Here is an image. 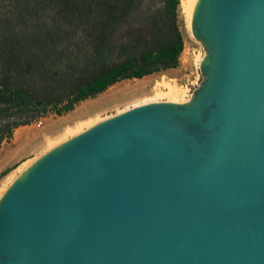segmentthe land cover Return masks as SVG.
Segmentation results:
<instances>
[{
  "label": "water",
  "instance_id": "obj_1",
  "mask_svg": "<svg viewBox=\"0 0 264 264\" xmlns=\"http://www.w3.org/2000/svg\"><path fill=\"white\" fill-rule=\"evenodd\" d=\"M203 82L108 118L0 197V264H264V0H197Z\"/></svg>",
  "mask_w": 264,
  "mask_h": 264
},
{
  "label": "trees",
  "instance_id": "obj_2",
  "mask_svg": "<svg viewBox=\"0 0 264 264\" xmlns=\"http://www.w3.org/2000/svg\"><path fill=\"white\" fill-rule=\"evenodd\" d=\"M160 1L139 13L144 0H0V146L116 83L177 68L179 0Z\"/></svg>",
  "mask_w": 264,
  "mask_h": 264
},
{
  "label": "rangeland",
  "instance_id": "obj_3",
  "mask_svg": "<svg viewBox=\"0 0 264 264\" xmlns=\"http://www.w3.org/2000/svg\"><path fill=\"white\" fill-rule=\"evenodd\" d=\"M161 6L160 0H144L139 13L148 10L153 12ZM184 16L181 0H179L177 25L184 41V50L179 58L177 68L160 71L142 79L121 81L110 87L104 93L80 102L71 112L63 113L61 116L50 113L29 126H25L23 129L27 138L31 137L35 146L36 144H40L38 146L39 150L18 163L12 164L11 162H5L0 166V195L3 193L7 178L15 175L22 164L30 165L38 157L51 150V146L56 147L68 140L66 139L67 129L79 127L80 124L84 126L90 125V123L102 122L129 109L153 103L147 102V100L157 90L163 91L166 84L170 85L174 90H185L188 94L193 95L194 91L200 87L204 79L200 70V59L206 56V52L191 35ZM186 100H189V98ZM157 102L169 101L164 99ZM38 123L40 124L38 125ZM84 130L86 131L87 128ZM7 142L11 143V147H14V149L19 146L14 135ZM11 147L7 146V143L0 146V159L13 151ZM3 172H5L4 175H2Z\"/></svg>",
  "mask_w": 264,
  "mask_h": 264
},
{
  "label": "bare ground",
  "instance_id": "obj_4",
  "mask_svg": "<svg viewBox=\"0 0 264 264\" xmlns=\"http://www.w3.org/2000/svg\"><path fill=\"white\" fill-rule=\"evenodd\" d=\"M196 1L197 0H181L182 11H183V14L185 15L184 17L186 18V21H187L186 23L188 25L189 30H190V25H191L192 13H193V9H194ZM203 59L204 58L200 59V66H201ZM192 97H193V95L188 94L187 91H185V90H174L170 85L166 84L165 89L163 91L157 90V92H155L154 95L149 100H147V102H157V101L165 99V100L172 102V103L184 104V103H187ZM187 98H189V100H186ZM100 122H95L93 124L90 123V125H84V126H81V124H80V126L78 125L79 127L67 129L66 130V139H69L70 137H74L78 134H81L85 131L84 129H86V128L89 129L92 126H94ZM51 147L54 148L55 146L54 147L51 146ZM28 166H29V164H25V163L22 164L18 168L15 175L7 178L6 185H5V188L3 189V192L17 178V174H19V173L21 174ZM1 195H0V197H1Z\"/></svg>",
  "mask_w": 264,
  "mask_h": 264
},
{
  "label": "crops",
  "instance_id": "obj_5",
  "mask_svg": "<svg viewBox=\"0 0 264 264\" xmlns=\"http://www.w3.org/2000/svg\"><path fill=\"white\" fill-rule=\"evenodd\" d=\"M170 70V69H169ZM151 76V75H149ZM148 77V76H146ZM23 127H19L14 131V136L15 139L17 141V143H19V146H17L18 148L11 147L12 144L8 143V142H3L1 144V146H3L4 143H7V146H10L13 151L10 152L7 155H4L1 159H0V166L3 165L5 162H11L12 164L18 163L21 160H23L24 158L33 155L34 153H36L39 149L38 146L40 144H33L34 141L31 139V137L27 138L26 133L24 131ZM41 142V140H40Z\"/></svg>",
  "mask_w": 264,
  "mask_h": 264
},
{
  "label": "built area",
  "instance_id": "obj_6",
  "mask_svg": "<svg viewBox=\"0 0 264 264\" xmlns=\"http://www.w3.org/2000/svg\"><path fill=\"white\" fill-rule=\"evenodd\" d=\"M40 123H38V125H39Z\"/></svg>",
  "mask_w": 264,
  "mask_h": 264
}]
</instances>
